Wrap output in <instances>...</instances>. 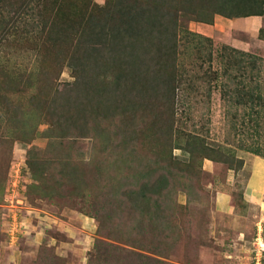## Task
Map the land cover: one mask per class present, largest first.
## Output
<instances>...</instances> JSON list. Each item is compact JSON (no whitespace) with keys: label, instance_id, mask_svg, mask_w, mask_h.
I'll use <instances>...</instances> for the list:
<instances>
[{"label":"rangeland","instance_id":"1","mask_svg":"<svg viewBox=\"0 0 264 264\" xmlns=\"http://www.w3.org/2000/svg\"><path fill=\"white\" fill-rule=\"evenodd\" d=\"M21 1L0 0V83L5 80L18 86L12 92L15 122H5L8 113L0 103V147H5L4 156L11 150L5 173L0 171V264H88L99 254L98 243L115 250L109 264L117 258V251L130 255L125 261L137 262L129 252L120 250L134 248L138 254H153L144 236L139 247L128 243L131 235H137L129 220L124 224L130 214H137L133 212L136 204L129 197V190L136 186L114 192L106 184L104 169L107 165L116 167L125 150L104 136H83L76 131L74 136H55L59 129L53 126L59 112L55 102L62 101L59 95L76 79L68 67L69 58L59 71L55 68L66 53L67 57L70 53L82 55L84 49L78 44L84 31H89L115 0H31L23 13ZM120 16L112 17L114 27L103 36L113 55L114 41L121 42L116 28L121 26L122 34L128 33ZM253 16L216 15L213 24L199 22L193 15L181 17V27L203 34L211 44L206 42L208 46L202 49L182 42L165 72L175 71V66L178 73L176 89L163 91L172 98L163 99L164 112H141L128 122V130L137 132L133 147L138 152L135 160L142 166L147 161L155 164L154 160L164 155L175 161L189 160L188 152L176 148L177 140H186L188 134H198L210 146L224 147L232 160L202 159L201 177L195 176L187 191L173 192L176 231L179 226L182 230L166 231L175 236L179 250L178 257L168 258L171 264H264V156L250 149L259 146L264 151V113L259 115L243 104L235 106L222 96L224 84L234 81L235 74L246 85L264 81V15ZM45 20L48 28L43 31ZM6 25H10L9 33L1 39ZM99 26L94 32H99ZM224 46L248 52L263 66L254 67L252 79L251 74L242 75L234 69L224 73L228 66L221 56ZM103 55L100 65L113 62ZM93 71L104 77L107 73L95 66ZM164 74L158 82L166 80ZM39 80L51 86L48 82L43 86ZM86 87L90 92L106 93L103 97L112 95L109 85L101 81ZM152 96L149 91L143 99L152 103ZM85 103L92 107V102L88 106L89 99ZM52 108L56 114L50 112ZM34 128L35 135L27 142L16 139ZM141 132L146 136H140ZM54 136L57 156L55 162L45 157L47 178L27 188L34 182L28 158H44L40 155L50 150ZM6 139L10 142L4 146ZM16 180L18 185L13 187ZM124 189L128 191L124 193ZM92 202L100 209L90 208Z\"/></svg>","mask_w":264,"mask_h":264},{"label":"trees","instance_id":"2","mask_svg":"<svg viewBox=\"0 0 264 264\" xmlns=\"http://www.w3.org/2000/svg\"><path fill=\"white\" fill-rule=\"evenodd\" d=\"M30 1H21L22 13ZM206 1L115 0L113 2L114 8L113 5L110 6V9L104 8L100 18L92 26L93 30L90 28L89 31H84L83 39L78 44V47L82 44L84 49L82 55L74 56L75 54L70 53L69 57H67L66 53L63 59L60 60V64H57V68H55L56 72L59 71L64 65L63 62L69 58L67 60L68 67L72 70L76 79L72 85L67 86L63 93L59 95L62 101L58 100L55 102L59 112L53 126H55V130L59 129V134L55 133L54 135L71 136L76 131L75 133L83 136L97 135L98 137H108L107 140H110L116 146H120V148L125 150V153H122L120 161L118 160L115 163L116 167L107 165V169L104 168L107 173V178L105 177L106 184L108 187H112L114 192L133 185L136 186V188L129 190V197L136 204L133 212L137 214H130V218L124 224L129 220L128 222L133 224L137 235H131L130 240L127 241L130 244H134L132 246L139 247L141 245L140 239L144 236V242L147 243L146 245L151 246L149 251L153 254H138L134 248L130 250L120 248V250L129 252L137 262L125 261L126 257L129 258L130 255L117 251V258L113 260L112 264H171L168 258L172 255L178 257L179 251L175 247V236L171 233H166L170 229L176 231L177 227V221L173 218L176 208L175 204L171 203L174 199L173 192L182 188L187 191L190 185L188 183H191L195 176L197 178L201 177L202 159L209 158L227 163L232 161L227 158L228 153L224 147L210 146L198 134H188L189 138L186 140H177L176 148L188 152L189 160L177 159L175 161L176 159L173 160L169 157L170 155H164L160 156L159 159H155V164L147 161L142 166L141 163L139 164L135 160V155H138V152L133 147L137 132L128 130V122L135 120L136 117L138 118L141 112L154 113L158 111L162 113L165 110L163 99L166 101L172 99L168 95H164L163 91L172 88L176 89L174 80L175 74L178 72L175 66V71L167 72L168 74L165 72L170 67L173 59H175L176 54H178L181 43L184 42V45L194 44L195 48L199 47L202 49H206L208 46L206 42L211 44L212 40L203 34L181 27V17L193 15L199 22L213 24L216 15L225 18L264 15V0H209L208 3ZM117 13L121 15L119 17L123 22L121 25H127L128 33L123 35L121 26L116 28L119 31L118 35L121 42L114 41L116 46L114 45L113 47L116 54L114 53L113 55L106 48L108 46L103 42V36L104 31L105 34L106 32L108 33L107 29L113 26L112 17ZM45 24H47L46 20L41 24L43 31L48 28ZM97 26L100 28L99 32H94ZM9 28L10 25H6L3 28L2 32L4 34L1 39H4L9 33ZM47 41L49 40L46 39ZM102 54H104V57L112 58L111 61L113 62L100 65V55ZM221 56L225 57L228 62V66L224 69L226 74L229 73L228 70L234 69L242 75L245 72L251 74L250 79H252L255 74V71H253L254 67L263 66L256 60V57L252 58L248 52L232 46H224ZM93 66L98 69L103 68L107 72L105 77L100 73L94 72ZM159 70L163 73H159ZM147 74L149 77H147ZM163 74L166 80L158 82ZM169 74L172 75L171 78L168 77ZM230 75L231 73L228 76ZM235 77L237 78L236 74ZM143 78L149 79L147 80L148 83H142ZM236 78L231 83L226 82L224 84L226 88L223 90L222 96L228 100L231 99L235 106L236 104H243L252 111H257V114H263L264 81L246 85ZM151 79L155 81H150ZM43 81L39 80V83L42 82L43 86H46L48 81ZM98 81L109 85L112 95L103 97L106 93L102 91L94 93L88 90L86 86L90 83L95 84ZM14 84L9 85L5 80L0 83V103L5 108V112L8 113L5 117L6 123H11V120L15 122L14 112L11 109H14V102L16 101L13 100L12 92L18 86L16 82ZM28 86L30 85L28 84ZM48 86H51L49 82ZM149 91H152V97H154L151 100L152 103L147 102L150 99H143L144 94ZM52 92L55 94L54 91ZM73 93L76 95L70 97ZM46 94L50 95L49 92ZM64 98L65 100L63 101ZM87 99L90 100L88 106L92 102V107L87 108L85 103ZM174 102L175 100L172 101V105H174ZM15 107H18V105ZM55 110V108H52L50 112L56 114ZM171 111L175 113L173 109ZM168 127L170 126L168 125ZM35 131V128L29 130L26 136L18 135L16 139L21 142H27V139ZM142 135L146 136L144 133L140 136ZM55 136L54 140L49 142L50 150H47V152L43 151L44 156L40 155V157L44 158L35 159L34 156L28 158V165L32 170L34 182L28 183L27 188L36 186L37 183L35 182L39 179L47 178L45 171H47L48 167L45 166L46 162L44 160L45 157H50L55 162L54 158L57 156V147L54 143ZM6 142L9 143L10 141L4 140V146ZM12 145L10 148L8 147L9 145L7 147L12 149ZM4 149L5 147H0V171L3 173L6 171L5 167L9 164L11 156V150H8L9 155L7 151L4 156ZM250 149L264 156V151L259 146ZM104 169L101 168V170ZM186 184L188 185L186 186ZM126 190L122 191L126 193L128 191ZM43 191L44 186L40 187V192ZM88 199H85L84 202ZM95 204L97 203L92 202V207L90 208L99 210L100 208H96ZM96 216H98V213ZM180 230L182 228L179 226L177 231ZM146 235L149 237H145ZM97 247L99 254L91 258L88 264H97L95 262L98 260H101L102 264H109L115 250L105 245L103 246L102 243H98Z\"/></svg>","mask_w":264,"mask_h":264},{"label":"built area","instance_id":"3","mask_svg":"<svg viewBox=\"0 0 264 264\" xmlns=\"http://www.w3.org/2000/svg\"><path fill=\"white\" fill-rule=\"evenodd\" d=\"M21 181V180H20ZM17 180L15 182H13L14 186L13 187H16L18 184H16Z\"/></svg>","mask_w":264,"mask_h":264},{"label":"crops","instance_id":"4","mask_svg":"<svg viewBox=\"0 0 264 264\" xmlns=\"http://www.w3.org/2000/svg\"><path fill=\"white\" fill-rule=\"evenodd\" d=\"M254 16L259 17V16H257V15H254ZM254 16H253V17H254Z\"/></svg>","mask_w":264,"mask_h":264}]
</instances>
